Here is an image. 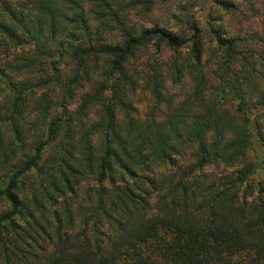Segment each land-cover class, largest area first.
I'll return each mask as SVG.
<instances>
[{
    "label": "trees",
    "instance_id": "trees-1",
    "mask_svg": "<svg viewBox=\"0 0 264 264\" xmlns=\"http://www.w3.org/2000/svg\"><path fill=\"white\" fill-rule=\"evenodd\" d=\"M195 4L0 0V264H264V39ZM92 74L100 117L76 120ZM140 89L153 117H120Z\"/></svg>",
    "mask_w": 264,
    "mask_h": 264
},
{
    "label": "rangeland",
    "instance_id": "rangeland-1",
    "mask_svg": "<svg viewBox=\"0 0 264 264\" xmlns=\"http://www.w3.org/2000/svg\"><path fill=\"white\" fill-rule=\"evenodd\" d=\"M235 5H231L228 8H217V2L215 0H196L195 6L192 8L198 16V19L201 22L205 21V16L211 9H215L213 12L214 15H221L222 19L229 31L233 34L240 33L243 36H247L249 41H251L253 46L260 47L261 44L259 40L264 39V0H231ZM218 9V11H216ZM173 9L172 6L162 7L155 14L157 18L165 19V23L168 26H171L173 29H180L183 25L178 22V20L172 18ZM180 24V25H179ZM179 25V26H178ZM147 57L146 54H143L142 60ZM138 61V59L136 60ZM65 70V75L70 71V66L63 64L61 66ZM66 79V78H65ZM99 77L96 74H92L91 77L83 78L81 84L75 87L74 95L67 105L68 113L74 117L76 120L87 121L97 120L100 117L102 100L94 101L93 104L86 110L80 111V106L82 105L84 99L88 94H95L96 88L99 86L98 81ZM189 86L181 87L179 85H171L166 90V96L172 97L175 100V105L184 99V91ZM63 93V88L60 84H56L50 90L51 98V114L56 113L58 110V102H60L61 95ZM151 95L149 92H144L143 90H138L136 94L129 93L127 94L125 100L131 102L134 107H137V111L134 110H125L120 108L118 111L120 117H124L127 114V111L131 114L136 115L141 119L145 117H153V108L152 112L149 108L153 102L151 101ZM154 105V104H153ZM168 110V107L165 104L158 106L157 116L162 117L164 113ZM151 117V118H152ZM190 161L189 156H185L181 159L183 165L188 164ZM214 170L217 172L226 171V168L221 167H211L208 171L212 173ZM227 172V171H226Z\"/></svg>",
    "mask_w": 264,
    "mask_h": 264
}]
</instances>
